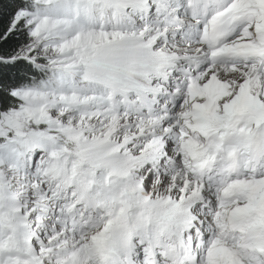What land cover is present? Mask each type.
<instances>
[{
    "label": "snow or ice",
    "instance_id": "snow-or-ice-1",
    "mask_svg": "<svg viewBox=\"0 0 264 264\" xmlns=\"http://www.w3.org/2000/svg\"><path fill=\"white\" fill-rule=\"evenodd\" d=\"M0 264H264V0H0Z\"/></svg>",
    "mask_w": 264,
    "mask_h": 264
}]
</instances>
